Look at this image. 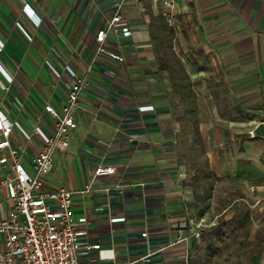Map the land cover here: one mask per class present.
Returning a JSON list of instances; mask_svg holds the SVG:
<instances>
[{"label":"crops","instance_id":"0c3cea01","mask_svg":"<svg viewBox=\"0 0 264 264\" xmlns=\"http://www.w3.org/2000/svg\"><path fill=\"white\" fill-rule=\"evenodd\" d=\"M162 10L161 0H0V66L12 76L0 69V111L31 135L11 136L29 172L45 146L36 127L56 128L46 104L61 111L75 79L89 75L78 127L44 186L73 191L82 264H193L212 196L264 194V138L248 137L264 121V0H176L171 23ZM117 11L123 20L104 47L124 61L97 53V33ZM173 53L189 96L174 87ZM99 165L116 172L94 178ZM11 204L3 188L0 218Z\"/></svg>","mask_w":264,"mask_h":264},{"label":"built area","instance_id":"2783aa9c","mask_svg":"<svg viewBox=\"0 0 264 264\" xmlns=\"http://www.w3.org/2000/svg\"><path fill=\"white\" fill-rule=\"evenodd\" d=\"M161 2L162 13L171 23L176 0ZM25 10L30 17H37V24L41 23V19L29 4L25 5ZM122 20V14L117 11L108 25L98 31L97 53H105L118 61L125 60L123 55L104 47L109 32ZM22 29L30 36L24 28ZM121 30L127 36L132 34L128 25L122 26ZM3 47L4 44L0 41V50ZM0 67L9 80H12V76ZM88 78L89 75L86 74L75 79L61 111L52 104H46V111L56 119V128L53 134H48L41 127H36V131L45 141V146L34 156L33 172H29L21 164L19 149L11 139L15 128L20 129L27 138H31V135L18 121L10 120L0 111V165L7 168L0 178V190L7 188L12 202L7 216L0 218V264H82L78 239L84 232L76 226L73 191L65 187L46 190L44 186L52 171L57 149L65 144L71 131L78 127L76 114ZM115 172L116 167L113 165H99L94 172V178ZM90 188L91 183L87 186V189ZM121 219L124 217H112V221ZM195 236L199 237L200 231L195 232ZM99 247V243L85 245L87 250Z\"/></svg>","mask_w":264,"mask_h":264},{"label":"rangeland","instance_id":"374dc122","mask_svg":"<svg viewBox=\"0 0 264 264\" xmlns=\"http://www.w3.org/2000/svg\"><path fill=\"white\" fill-rule=\"evenodd\" d=\"M215 195L208 202L214 208L203 221L207 225H201L193 264H264V194Z\"/></svg>","mask_w":264,"mask_h":264},{"label":"trees","instance_id":"16d2710c","mask_svg":"<svg viewBox=\"0 0 264 264\" xmlns=\"http://www.w3.org/2000/svg\"><path fill=\"white\" fill-rule=\"evenodd\" d=\"M167 47H170L167 45ZM173 58H172V64L175 66V70H174V74L177 75L179 81L178 83H176V85H174V87L178 90H182L183 91V95L184 96H189V91L191 89L192 83L189 77L188 72L185 70L184 65L182 64L181 60L176 58V55L173 53ZM169 60H167V64ZM188 104L191 105V108L194 109L196 107L195 102L188 100L187 101ZM250 136V134L248 135V137ZM252 139H256V138H252Z\"/></svg>","mask_w":264,"mask_h":264},{"label":"water","instance_id":"95a60500","mask_svg":"<svg viewBox=\"0 0 264 264\" xmlns=\"http://www.w3.org/2000/svg\"><path fill=\"white\" fill-rule=\"evenodd\" d=\"M250 135L252 138H264V121L258 122L251 130Z\"/></svg>","mask_w":264,"mask_h":264}]
</instances>
